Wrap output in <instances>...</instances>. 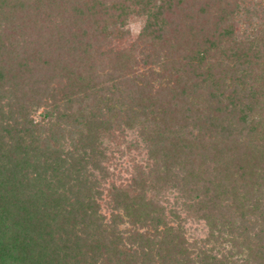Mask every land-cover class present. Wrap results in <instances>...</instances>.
<instances>
[{
  "label": "trees",
  "instance_id": "16d2710c",
  "mask_svg": "<svg viewBox=\"0 0 264 264\" xmlns=\"http://www.w3.org/2000/svg\"><path fill=\"white\" fill-rule=\"evenodd\" d=\"M254 2L0 0V264H264Z\"/></svg>",
  "mask_w": 264,
  "mask_h": 264
},
{
  "label": "rangeland",
  "instance_id": "374dc122",
  "mask_svg": "<svg viewBox=\"0 0 264 264\" xmlns=\"http://www.w3.org/2000/svg\"><path fill=\"white\" fill-rule=\"evenodd\" d=\"M255 2L253 3L255 6L258 5V2L254 0ZM242 23V22H241ZM245 23V22H244ZM142 26V21L141 20H133L127 24H125L122 28L123 33H121V36L119 38H115L114 36L111 37L112 41L115 42L114 44L119 43V45L122 44H129V42L134 40V37L136 34L139 32L140 28ZM242 27V26H241ZM240 28V27H238ZM113 34L117 35L118 32H113ZM104 45L100 46V49L104 50ZM35 119H40V113H36L33 116ZM128 134L125 135V139H131L132 137L134 138V133L132 131L127 132ZM126 143L122 142L120 144V150H123V155H119L118 153H114L112 160L107 163L108 169L113 173V177L117 178L119 177V180H123L127 177L128 172L126 169L129 168L131 165L133 159L136 161H139V158L141 155H138L135 150H131L129 153L125 152L126 148ZM186 228H187V234L189 237H201L204 235L206 228L202 222H194V221H189L186 223Z\"/></svg>",
  "mask_w": 264,
  "mask_h": 264
}]
</instances>
